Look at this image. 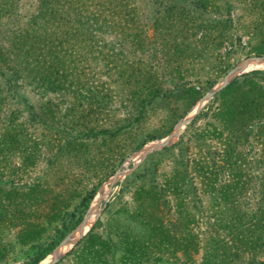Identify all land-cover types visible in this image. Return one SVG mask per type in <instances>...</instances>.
<instances>
[{"label": "rangeland", "instance_id": "374dc122", "mask_svg": "<svg viewBox=\"0 0 264 264\" xmlns=\"http://www.w3.org/2000/svg\"><path fill=\"white\" fill-rule=\"evenodd\" d=\"M254 58L264 0H0V264H264Z\"/></svg>", "mask_w": 264, "mask_h": 264}, {"label": "trees", "instance_id": "16d2710c", "mask_svg": "<svg viewBox=\"0 0 264 264\" xmlns=\"http://www.w3.org/2000/svg\"><path fill=\"white\" fill-rule=\"evenodd\" d=\"M259 71H260V70H257V69H256V70H252V71H249L248 73L243 74V75L252 74V73H258ZM234 81H235V80H234ZM89 197H91V194L89 195ZM259 217H261L262 220L264 221V215H263V213L260 214ZM263 221H262V222H263ZM261 226H264V222H263V224H262ZM223 227H224V225H223ZM223 237H225V241H226L227 245H229V247H231V246H230V244L228 243V241H229L230 243H232L233 246H235V245H238V244H237V240L240 238L239 236L234 235V234H232L231 232H230L229 234L224 233ZM207 254H208V253H207ZM207 254H206V255H207ZM208 256L211 257L210 254H208ZM208 256H206V257H208ZM210 260H211V259H210ZM210 260L205 259L206 263H204V264H211V261H210Z\"/></svg>", "mask_w": 264, "mask_h": 264}, {"label": "bare ground", "instance_id": "6f19581e", "mask_svg": "<svg viewBox=\"0 0 264 264\" xmlns=\"http://www.w3.org/2000/svg\"><path fill=\"white\" fill-rule=\"evenodd\" d=\"M249 60V59H248ZM250 60H252V62L251 63H248L247 61H245V62H242V64H240V66H239V68L237 69V70H241V71H243L244 69H245V67H248V66H250V67H256V66H259V65H263V63L262 62H254L253 63V61L254 60H257V61H259V60H263V59H261V58H254V59H250ZM264 61V60H263ZM239 73V72H238ZM47 264V263H46Z\"/></svg>", "mask_w": 264, "mask_h": 264}, {"label": "water", "instance_id": "95a60500", "mask_svg": "<svg viewBox=\"0 0 264 264\" xmlns=\"http://www.w3.org/2000/svg\"><path fill=\"white\" fill-rule=\"evenodd\" d=\"M263 60H264V59H263ZM240 64H242V63H240ZM240 64L236 65V66L233 68V70H237V69L239 68Z\"/></svg>", "mask_w": 264, "mask_h": 264}]
</instances>
